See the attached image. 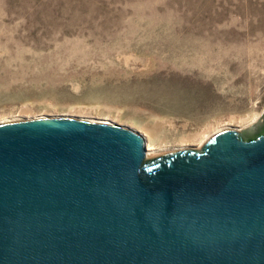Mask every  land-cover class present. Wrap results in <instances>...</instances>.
Returning a JSON list of instances; mask_svg holds the SVG:
<instances>
[{"label": "water", "instance_id": "95a60500", "mask_svg": "<svg viewBox=\"0 0 264 264\" xmlns=\"http://www.w3.org/2000/svg\"><path fill=\"white\" fill-rule=\"evenodd\" d=\"M258 119L152 157L108 119L0 122V264H264Z\"/></svg>", "mask_w": 264, "mask_h": 264}, {"label": "rangeland", "instance_id": "374dc122", "mask_svg": "<svg viewBox=\"0 0 264 264\" xmlns=\"http://www.w3.org/2000/svg\"><path fill=\"white\" fill-rule=\"evenodd\" d=\"M263 110L264 0H0V122L108 119L163 154Z\"/></svg>", "mask_w": 264, "mask_h": 264}, {"label": "bare ground", "instance_id": "6f19581e", "mask_svg": "<svg viewBox=\"0 0 264 264\" xmlns=\"http://www.w3.org/2000/svg\"><path fill=\"white\" fill-rule=\"evenodd\" d=\"M82 111V110H81ZM24 113L28 114L30 112H28V110H25ZM80 111H77V114H79ZM256 120V117H254L253 119L251 120H248L246 121V123H244L243 125H241L242 127L243 126H248V125H252ZM11 121H14V120H11ZM3 122H8V121H3ZM232 124V123H230ZM224 127H214L212 125V127L210 126V129L208 130H204L198 134H195L193 136H191L190 138H185L180 140L177 144L180 145V146H183V145H188V144H193L194 140H197L199 142H195L196 146L197 147H200L202 144L205 143V141L211 136L213 135L214 133L220 131L221 129H223ZM149 132V131H148ZM154 135V134H153ZM146 146H147V156L148 157H152V156H156L158 154H160V150L161 149H164V148H161L160 146H156V143L154 142V137H151L149 138V141L146 143ZM166 146V145H164Z\"/></svg>", "mask_w": 264, "mask_h": 264}, {"label": "flooded vegetation", "instance_id": "af4514ba", "mask_svg": "<svg viewBox=\"0 0 264 264\" xmlns=\"http://www.w3.org/2000/svg\"><path fill=\"white\" fill-rule=\"evenodd\" d=\"M263 111H264V110H263ZM263 111H262V113H263ZM262 113L260 114L259 117H261ZM259 117H258V118H259ZM258 118H257L256 121L253 123V124H254V125H253V126H254V130H258V128H259V126H258L259 124H258V125L256 124L257 121L259 120ZM262 121H264V120H262ZM251 135H252V134H246V133H245V134L242 135V137H243L244 139H246V140H249L250 138L256 137V136L259 135V134H253L254 136H251Z\"/></svg>", "mask_w": 264, "mask_h": 264}]
</instances>
